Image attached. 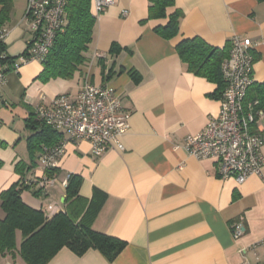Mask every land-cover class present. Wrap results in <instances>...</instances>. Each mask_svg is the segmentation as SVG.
<instances>
[{"label":"crops","instance_id":"obj_1","mask_svg":"<svg viewBox=\"0 0 264 264\" xmlns=\"http://www.w3.org/2000/svg\"><path fill=\"white\" fill-rule=\"evenodd\" d=\"M149 0H114L94 14L87 61L70 79L39 75L42 62L6 65L0 89V192L22 176L38 178L41 148L30 154L34 108L59 94L74 97L85 83L112 87L129 112L124 149L95 157L87 141H67L47 191L23 189L22 201L47 218L67 213L75 223L125 242L108 262L97 250L81 255L60 248L47 264H264V166L243 183L222 179L213 159H198L181 147L220 106L216 83L187 71L176 45L199 37L210 46L230 47L233 35L248 37L253 49V83L264 82V2L259 0H174L160 17H149ZM26 0H13L5 38L8 57L21 55L34 34L23 19ZM180 12L177 34L156 32ZM112 45L119 47L110 53ZM136 74L138 78L132 75ZM257 127L264 132V116ZM39 127V125H35ZM44 146V145H42ZM264 156V145L262 147ZM81 179L78 196L65 200L68 175ZM97 212L92 217L91 212ZM5 216L0 200V220ZM243 232L233 237L232 224ZM21 242L17 232V248ZM0 264H25L18 253L0 254Z\"/></svg>","mask_w":264,"mask_h":264},{"label":"built area","instance_id":"obj_2","mask_svg":"<svg viewBox=\"0 0 264 264\" xmlns=\"http://www.w3.org/2000/svg\"><path fill=\"white\" fill-rule=\"evenodd\" d=\"M67 2L26 0L23 19L34 36L21 55L9 60L12 69L29 61L46 59L65 25ZM113 3L114 0H91L96 15ZM7 34L8 29H0V89L5 83L9 62L4 45ZM254 47L248 37L233 35L230 38L228 56L221 63L224 86L218 113L200 131L187 135L181 145L186 153L198 159L215 160L218 175L222 179L232 177L237 183H243L250 175L260 176L264 166V132L257 127L264 111L257 108L256 100L245 102L247 90L253 83ZM33 113L36 120L60 132L62 139L44 148L38 159L42 174L34 180L20 179L23 185L34 184L42 191L52 187L53 175L48 176L46 172L57 168L67 141H87L95 157L109 149H124L121 139L129 129V112L122 111L120 99L110 86L85 83L74 97L59 94L49 105H37ZM231 230L233 237H239L243 232L242 223H233ZM258 246L264 247V239L253 245Z\"/></svg>","mask_w":264,"mask_h":264},{"label":"trees","instance_id":"obj_3","mask_svg":"<svg viewBox=\"0 0 264 264\" xmlns=\"http://www.w3.org/2000/svg\"><path fill=\"white\" fill-rule=\"evenodd\" d=\"M149 1L151 3L149 17L163 16L166 7L173 5L174 2V0ZM12 6L13 0H0V29L8 22ZM90 9L91 0H68L63 30L58 32L53 46L42 62L43 69L39 75L42 80L57 77L70 79L87 61L85 53L92 41L96 20ZM179 17L180 12L175 11L165 25L156 27V32L166 39L174 37L178 31ZM118 49V46L112 45L110 53H116ZM176 50L187 71L216 83L221 95L224 86L221 63L228 56L229 47H213L201 38L193 37L181 40L176 45ZM10 59L12 57H8L7 60ZM131 73L137 80L136 74L132 71ZM255 100L258 102L257 108L264 111V82L252 83L247 90L245 102ZM32 116L33 120L27 119V122L28 125H32L34 132L27 138V147L30 154L39 148L42 153L45 147L56 145L62 139V134L44 122L36 120L34 113ZM2 164L0 160V168ZM55 170L56 168L49 169L46 173L51 176ZM80 182L81 179L76 175L68 176L64 188L65 200L78 196ZM32 186L23 185L19 179L17 183L0 192L1 207L5 213L4 218L0 220V254L16 252L25 264H47L56 252L65 246L77 255L90 248L97 250L108 262H112L124 248L125 242L121 239L94 231L90 224L75 223L65 212L61 211L47 218L41 210L26 205L20 197V192ZM39 190L37 188L35 193H39ZM99 207L100 205L91 212L92 217ZM17 232L21 237L18 248Z\"/></svg>","mask_w":264,"mask_h":264}]
</instances>
